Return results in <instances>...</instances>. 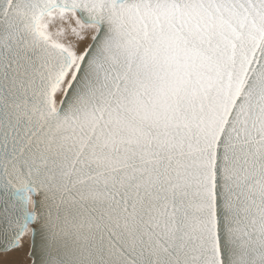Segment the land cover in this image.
Here are the masks:
<instances>
[{
	"label": "snow or ice",
	"instance_id": "obj_1",
	"mask_svg": "<svg viewBox=\"0 0 264 264\" xmlns=\"http://www.w3.org/2000/svg\"><path fill=\"white\" fill-rule=\"evenodd\" d=\"M0 264H264V0H0Z\"/></svg>",
	"mask_w": 264,
	"mask_h": 264
}]
</instances>
